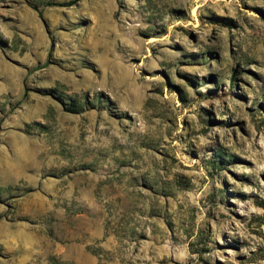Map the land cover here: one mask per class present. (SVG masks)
Instances as JSON below:
<instances>
[{
    "label": "rangeland",
    "instance_id": "obj_1",
    "mask_svg": "<svg viewBox=\"0 0 264 264\" xmlns=\"http://www.w3.org/2000/svg\"><path fill=\"white\" fill-rule=\"evenodd\" d=\"M0 0V264H264V0Z\"/></svg>",
    "mask_w": 264,
    "mask_h": 264
},
{
    "label": "trees",
    "instance_id": "obj_2",
    "mask_svg": "<svg viewBox=\"0 0 264 264\" xmlns=\"http://www.w3.org/2000/svg\"><path fill=\"white\" fill-rule=\"evenodd\" d=\"M79 0H74L71 3L68 4H55V3H48V6H72L73 4H75L76 2H78Z\"/></svg>",
    "mask_w": 264,
    "mask_h": 264
}]
</instances>
